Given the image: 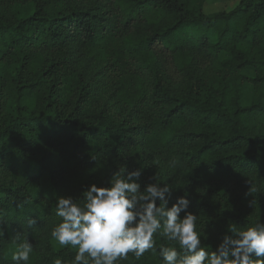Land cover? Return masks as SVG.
<instances>
[{"label": "trees", "instance_id": "obj_1", "mask_svg": "<svg viewBox=\"0 0 264 264\" xmlns=\"http://www.w3.org/2000/svg\"><path fill=\"white\" fill-rule=\"evenodd\" d=\"M213 1L233 4L204 12ZM119 66L140 79L129 91L102 76ZM124 167L141 190L168 183V207L186 195L209 251L229 224H264V0H0V264L17 234L28 264H71L51 236L57 198L82 201ZM154 238L117 264L182 253Z\"/></svg>", "mask_w": 264, "mask_h": 264}, {"label": "clouds", "instance_id": "obj_2", "mask_svg": "<svg viewBox=\"0 0 264 264\" xmlns=\"http://www.w3.org/2000/svg\"><path fill=\"white\" fill-rule=\"evenodd\" d=\"M176 165V160L170 162V167ZM141 174L140 168L132 171L120 168L107 186L91 184L83 192L82 201L72 196L57 198L55 211L60 222L51 236L59 245L76 249L71 264H117L127 259L129 253L139 260L156 247L157 234L166 242L177 243L182 250L181 253L171 244H161L163 264H264V224L243 229L229 224L228 230L233 235H224L216 249L209 251L202 246L197 230L198 215L187 211L186 195L168 207L169 184L161 185L156 179L157 182L141 190L138 182ZM182 211L186 213L183 218ZM36 224L34 218L27 220L29 229ZM14 243L12 261L28 264L33 244L27 237L21 240L20 234ZM54 264L64 261L57 258Z\"/></svg>", "mask_w": 264, "mask_h": 264}, {"label": "rangeland", "instance_id": "obj_3", "mask_svg": "<svg viewBox=\"0 0 264 264\" xmlns=\"http://www.w3.org/2000/svg\"><path fill=\"white\" fill-rule=\"evenodd\" d=\"M233 2L231 1H213V2H207L204 5V12L209 13L213 11H218V10H228L229 8L232 7ZM244 74L247 76H252L253 72L249 69H245L243 71ZM102 76L105 78H110L111 82L115 84H120L124 83L123 89L121 91H125L127 89L129 91V87H133L135 82H140V79L135 77L133 74H131L130 71L127 70L125 66H119L115 70L111 71H102ZM253 93V86L251 83L248 81L244 83L243 85V91H242V97H241V104L247 105L251 101ZM133 97L131 100L134 98H140V95H138L135 91H132ZM138 118V116L136 117ZM56 242V241H55ZM57 245L58 242H56Z\"/></svg>", "mask_w": 264, "mask_h": 264}]
</instances>
